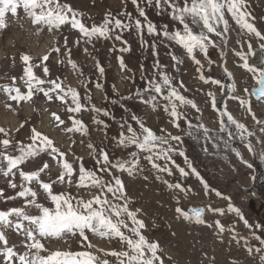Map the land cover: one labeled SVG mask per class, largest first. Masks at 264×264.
<instances>
[{"label": "snow or ice", "instance_id": "obj_1", "mask_svg": "<svg viewBox=\"0 0 264 264\" xmlns=\"http://www.w3.org/2000/svg\"><path fill=\"white\" fill-rule=\"evenodd\" d=\"M124 2L126 4L127 0ZM130 2L137 15L134 16L131 12H125L121 18L108 12L101 23H93L89 26L84 21L83 12L73 8L70 3L62 2V0H0V33L10 27L7 22L9 14L15 18L22 12L31 20L33 25L37 26L38 32L44 28L53 31V29L60 30L62 27H70L80 33V38L75 41L76 46H79L81 41L87 45L100 40L114 41L123 45L118 51L127 53L131 51V45L123 38V33L135 30L140 37L141 45L153 50L154 63L152 68L154 71L150 78L143 73L141 74L140 79L145 80V86L137 88L133 93L123 97L125 102L135 98L154 111L162 108L164 112L168 113L171 123L176 129H181V121L186 122L185 135L187 137L197 138L202 135L205 140L219 141L224 139L219 134L212 136L211 130L204 123L194 124L192 122L186 110L187 107L190 106L197 113H201L202 109L195 100L180 91L181 88L185 87L183 81H179V87H177L174 83L175 77L167 70L168 66L160 62L157 38L162 35L168 41L180 45L186 56L197 66V72L200 73L199 80L205 84L211 83L220 86L223 93L225 85L221 79L204 75L205 65L198 58V54L207 60L209 69L215 63L209 56L210 48H220L221 56H225L224 49L213 39V34L222 38L224 46L228 45L230 25L226 14H229L230 18L239 26L237 35L241 36V40L236 41L240 50L233 48L232 51L242 61L243 69L251 73L255 85H257L252 88L250 96H254L258 101L264 100V67L250 64V58L253 56L264 61V44L259 46V50L253 49L251 44V37L253 36L264 40V32L256 25L255 17L249 10L247 0H143V2L130 0ZM145 5L154 7L161 13L169 12L171 18L177 21L180 27L170 30L168 25H165L162 30L158 29L157 25L149 19ZM145 33L147 37L152 38L151 43L145 37ZM245 37L248 38L246 41ZM245 42L247 43V52L244 51ZM64 45L68 64L80 76H83L82 69L72 59V49L67 47L66 37ZM113 50L117 49L113 48ZM53 51L60 53L61 48L55 47ZM83 51L88 53V47H84ZM49 56L50 53L45 54L41 63L48 61ZM170 56L176 64L183 63L175 54L170 53ZM20 60L23 64V72L19 80L26 90L22 91L21 87L16 86L17 77L13 76L11 77V86L5 85L2 88L8 98L17 106L21 102L33 101L34 96L39 93H42L48 101H60L69 113L68 119L71 124L63 130L67 133L88 135V125L82 119H78L76 115L89 108L88 104L82 103L80 91L70 85H65L60 77L46 79L38 76L34 69L39 65L33 63V57L27 52L21 54ZM118 60L121 69H127L128 65L124 56L121 55ZM13 62H15L14 57ZM60 62L63 63V61ZM96 69L99 76L103 77L105 68L100 65L99 61L96 63ZM42 70L45 77L50 75V70L46 64ZM223 72L229 78L233 77V73L227 67L223 68ZM82 83L85 88L88 87L87 83L84 81ZM102 87V84L96 83V88ZM228 88V97L239 101L240 106L246 108L255 123L262 125L259 130L264 133V118L258 119L256 117V113L252 110L251 99L245 100L234 95L236 92L234 80L228 85ZM244 91L247 93L249 89L245 88ZM206 98L210 102V107L218 112V132L227 133L224 146L228 147V143L233 138H238L245 143L249 152L253 155H259V158L264 160V152L257 153L250 140L254 132L250 131L245 123L240 122L228 110L227 99L223 100V109H220L217 96L213 91L206 92ZM83 99L91 102L93 97L86 92ZM6 107L14 110L12 104H7ZM90 110L97 114L94 117V122L107 128V122L101 119L99 114L102 112L104 117H109L112 116V113L107 109L97 107L95 104H90ZM51 115L58 122L57 126L65 125V120L61 119L57 113L53 112ZM112 118L115 119L114 116ZM130 119L139 125V130L127 121H123L119 126L122 130L118 132L116 143L124 149H135L129 153L131 159H110L109 152L105 150L106 146L99 147L90 143L88 147L96 153L95 164L100 165L98 170L86 168L82 157L70 161L67 158V153L62 151L48 135L39 131L35 126L30 128V142L27 143L15 140L11 129L0 127V135L4 137L0 139V161H6V167H0V172L5 177H12L8 181L11 189H19L15 191L14 195L6 196L4 189L0 188V198H3L5 202L15 201L19 198L24 204L23 207L0 210V255L4 257L0 264H110V260L106 258L109 256L115 258V264H164V250L159 241L149 240L144 234L147 225L143 219L139 218L142 209L133 210L130 208V197L127 195L124 182L119 175H114L113 172L114 170L120 173L126 172L129 176L142 174L144 168L141 165V155L143 154V160L147 161L155 170V179L162 180L169 189L185 191L181 183L169 182L168 179L163 178L162 174L173 175V169L169 167V164L175 165L181 176L187 177L189 174H194L202 181L203 177L188 159L185 151L178 147L184 143L183 136L173 135L164 129H161V134H157L135 114H130ZM25 123L27 121L21 123L15 131L19 132ZM233 126L235 132L230 130ZM72 143H75V140ZM97 149L99 150L97 151ZM231 151L249 168L252 167L244 159L238 147L231 148ZM173 153L184 158L187 169L190 171H186L185 167L176 163ZM43 154L54 159L62 169L56 180L45 182L41 179V174L50 169L47 162L36 170L25 171L28 163H34ZM17 174L20 177L19 184L15 181ZM105 175L110 179L106 180ZM74 177L77 179L74 180ZM143 179L148 180L149 176L144 175ZM33 182L43 190L46 198L54 207H48L44 203L38 202V192L33 187ZM57 183L61 185L67 183V185L78 190H90L91 198L85 199L83 196H74L67 191L57 193L54 191V185ZM204 187L205 189L208 188L206 181H204ZM215 194L217 196L223 195L219 191H216ZM226 199L231 200L230 197ZM177 204L179 205V200H177ZM28 207L38 210V214H29L26 211ZM206 211L220 215L225 214L223 208H214L211 205L193 207L190 211L179 206L175 209L178 218L182 217L186 221L206 225L209 228L215 227L218 233H224L226 228L219 219L215 220L213 224L207 222L204 215ZM228 212L239 217V220L243 221L248 229L264 230V225L250 224L244 218L242 210L232 203L228 204ZM9 231L24 237L23 246L27 249L26 251L21 253L16 250L15 245L9 244V237L6 235ZM231 233L235 243L239 244L243 241L247 253L250 256L259 254V260L264 264V239L261 236L257 235L255 231L250 233L259 242L260 246H255L249 242L247 237H238L235 229H231ZM89 234L100 238L117 239L122 250L107 252L104 249H99L98 251L103 253V256L98 255L96 251L91 250L94 245L89 240ZM77 235L88 250L79 252L52 251L47 255H42V252L46 251L42 240L48 238L62 239ZM231 242L229 241V243ZM211 259L214 261L215 258L212 257Z\"/></svg>", "mask_w": 264, "mask_h": 264}, {"label": "rangeland", "instance_id": "obj_2", "mask_svg": "<svg viewBox=\"0 0 264 264\" xmlns=\"http://www.w3.org/2000/svg\"><path fill=\"white\" fill-rule=\"evenodd\" d=\"M62 2L70 3L73 8L83 12L84 21L89 26L93 23H101L108 12L121 18H123L125 12H131L134 16L137 15L130 0H127L126 4L124 0H62ZM247 3L249 10L255 17L256 25L264 32V0H247ZM145 7L149 19L157 25L158 29L162 30L165 25H168L170 30L180 27L178 22L171 18L169 12L161 13L154 7L147 5ZM226 18L229 19L230 25L228 45L224 46L222 38L213 34V39L224 49L225 56H221L220 48H210L209 56L215 63L209 69L207 60L201 54H198V58L205 65L204 75L221 79L225 85L223 93L220 86L211 83L205 84L199 80L200 73L197 72V66L186 56L180 45L168 41L162 35L157 38L160 62L168 66L167 70L175 77L174 83L177 87H179V81H183L185 87L181 88L180 91L195 100L202 109L201 113H197L190 106L187 107L186 110L192 122L194 124L204 123L211 130L210 134L212 136L219 134L224 138L219 141L205 140L202 135L197 138L187 137L185 135L186 122L181 121V129H176L171 123L168 113L164 112L162 108L154 111L135 98L125 102L123 97L133 93L135 89L145 86V80L140 79L141 74L143 73L150 78L154 71L152 68L154 63L153 50L141 45L140 37L135 30L123 33V38L131 45V51L127 53L118 51L123 45L114 41H94L91 45L84 44L81 41V44L76 46L75 41L80 38V33L70 27H62L60 30L53 29V31L44 28L38 32L37 26L33 25L31 20L22 12L15 18L9 14L7 22L10 27L0 33V127L11 129L15 140L24 141L25 143L30 142V128L35 126L39 131L48 135L62 151H65L70 161L82 157L86 168L98 170L100 165L95 164L96 153L88 147L90 143L99 147L106 146L105 150L109 152L110 159H131L129 153L135 149H124L116 143L118 132L122 130L119 126L123 121H127L139 130V125L130 119V114L140 117L146 126L152 128L157 134H161V129H164L173 135L184 137L183 145L178 147L185 151L188 159L203 177V181L194 174H189L187 177L181 176L176 166L172 164H169V167L173 169V175H162L169 182L181 183L185 191L169 189L163 184L162 180L155 179V170L151 168L147 161L143 160V154L141 155V165L144 168L142 174L129 176L126 172L120 173L115 170L113 172L114 175H119L124 182L125 190L128 197H130V208L133 210L136 208L142 209L139 218L143 219L147 225L144 234L149 240L159 241L161 248L164 250V264H262L259 260V254L250 256L247 253L243 241L237 244L232 240L231 229L236 230L238 237H247L249 242L255 246H260L259 242L250 233L255 231L257 235L264 239V230L248 229L243 221L239 220V217L228 212V204L232 203L234 206L239 207L244 214V218L250 224L264 225V160H261L259 155H253L249 152L245 143L238 138H233L228 143V147L224 146L227 133L218 132V112L210 107V102L206 98V92L213 91L217 96L220 109H223V100L227 99L228 110L240 122L245 123L250 131L254 132L250 140L256 152H264V133L259 130L262 125L255 123L246 108L240 106L239 101L228 97V85L234 80L236 84L234 95H238L245 100L251 99L252 110L256 113V117L258 119L264 118V100L258 101L254 96H250L255 82L251 73L243 69L242 61L232 51L233 48L240 50L236 44V41L241 40V36L237 35L239 26L235 24L229 14H226ZM65 37L68 41L67 47L72 49V59L82 69L83 76L73 70L67 62L64 45ZM145 37L151 43L152 38L147 37L146 33ZM247 39L245 37V41ZM251 44L253 49H256L264 44V40L253 36L251 37ZM55 47H60L61 52H54ZM84 47H88V53L83 51ZM113 48L117 50H113ZM247 50V43L245 42L244 51L247 52ZM25 52L33 57L34 64L39 65L34 69L38 76L46 79L60 77L65 85H70L80 91L82 103L88 104L89 108L76 115L78 119H82L88 125V135L67 133L63 130L71 124L68 119L69 113L60 101H48L42 93H39L34 96L33 101L21 102L17 106L15 102L8 98L2 88L5 85L11 86V77L13 76L17 77L16 86L21 87L22 91L26 90L19 80L23 72L20 56ZM49 53V60L41 63L42 57ZM170 53L179 57L183 63L176 64L171 59ZM121 55L124 56L128 65L127 69H121L119 66L118 58ZM13 57L15 62H13ZM60 61H63V63ZM97 61L105 68L103 77H100L97 72ZM44 64L50 70L48 77L44 76L42 70ZM224 67H227L233 73L232 78H229L223 72ZM258 67H264V63ZM82 81L88 84L87 88L83 86ZM96 83L102 84L103 87L96 88ZM245 88H248L249 92L246 93ZM86 92L92 95L91 102L83 99ZM7 104H12L14 110L7 108ZM90 104L107 109L115 117V119L112 116L104 117L102 112L99 114L100 118L107 122V128L94 122V117L97 114L90 110ZM53 112L65 120V125L57 126L58 122L51 115ZM25 121L27 123L24 127L16 132L15 129ZM230 130L235 132V127L233 126ZM2 138L4 137L0 135V139ZM73 140H75V143H72ZM217 144H219V147H217ZM234 147L240 149L244 159L252 165L251 168L235 156L231 151V148ZM173 157L177 164L185 167L186 171H190L187 169L183 157L175 153H173ZM45 162L49 164L50 169L41 174V179L45 182L56 180L62 169L54 159L46 154H43L34 163H28L25 171L36 170ZM0 167H6V161H0ZM98 174L100 173L98 172ZM144 175H148L149 179L144 180ZM10 179H12L11 176L5 177L0 172V188L4 189L6 196L14 195L15 191L19 190L11 189L8 183ZM73 179L75 180L77 177ZM105 179H110V177L105 175ZM15 181L17 184L20 183L18 174ZM204 181L208 184L207 189L204 187ZM33 187L38 192V202L44 203L48 207H54L35 182H33ZM54 191L57 193L67 191L74 196H83L85 199L91 198L90 190H78L67 185V183L63 185L55 184ZM216 191L223 195L217 196ZM227 197H230L231 200L226 199ZM177 200H179V205ZM191 205H203L205 207L211 205L214 208H223L224 215L207 211L204 215L210 224L219 219L225 226L226 231L220 234L215 227L209 228L206 225L186 221L182 217L178 218V214L175 212L176 207L179 206L188 210ZM23 206V201L19 198L10 202H5L3 198H0V210ZM26 211L29 214H38V210L31 207L26 208ZM6 235L9 237V244L15 245L17 251L23 253L27 250L23 246L24 237L21 234L9 231ZM89 240L94 245L91 250L96 251L101 256H103V253L99 252V249H104L107 252L122 250L117 239L100 238L89 234ZM229 241L232 242L229 243ZM42 243L45 244L46 249L42 252V255H47L52 251L79 252L88 250L78 235L62 239L48 238L42 240ZM212 257L215 258L214 261L211 259ZM106 258L110 260V264H115L114 257L109 256ZM3 259L4 257L0 255V261H3Z\"/></svg>", "mask_w": 264, "mask_h": 264}, {"label": "water", "instance_id": "obj_3", "mask_svg": "<svg viewBox=\"0 0 264 264\" xmlns=\"http://www.w3.org/2000/svg\"><path fill=\"white\" fill-rule=\"evenodd\" d=\"M250 63L254 65H261L263 61H261L259 57L253 56L252 59L250 60ZM193 207H204V206H189L188 209L191 210Z\"/></svg>", "mask_w": 264, "mask_h": 264}]
</instances>
